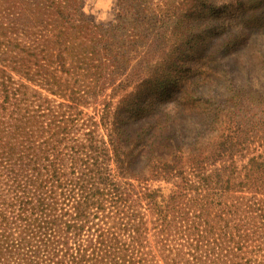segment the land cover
Returning a JSON list of instances; mask_svg holds the SVG:
<instances>
[{
  "label": "trees",
  "instance_id": "trees-1",
  "mask_svg": "<svg viewBox=\"0 0 264 264\" xmlns=\"http://www.w3.org/2000/svg\"><path fill=\"white\" fill-rule=\"evenodd\" d=\"M164 1L120 0L123 14L103 27L81 0H0V99L15 107L0 120V264H264V0H225L224 13L216 0ZM221 51L238 74L210 66ZM69 59L94 71L85 90L73 88ZM41 83L63 101L44 98L33 117ZM171 103L255 108L260 124L219 127L209 155L193 141L190 156L135 159L128 122ZM38 133L51 137L37 145ZM141 160L148 177L131 174Z\"/></svg>",
  "mask_w": 264,
  "mask_h": 264
},
{
  "label": "rangeland",
  "instance_id": "rangeland-1",
  "mask_svg": "<svg viewBox=\"0 0 264 264\" xmlns=\"http://www.w3.org/2000/svg\"><path fill=\"white\" fill-rule=\"evenodd\" d=\"M216 1L219 2L223 13L229 12V10H226L225 0ZM139 3H142L144 7H149L154 10H159V5L166 8L164 0H140L137 4L139 5ZM123 11L124 5L120 0H81L80 3V14L92 23L93 26L109 27L118 20L119 15L123 14ZM212 39H214V37L209 36L206 42ZM223 39L224 38H217L214 40L207 54H214L215 56L216 52L220 51ZM200 46H203L202 42L197 41L194 50L188 54V61L186 62L187 68L194 67L195 60L201 56V51H199ZM59 61L61 62L60 58ZM238 61V58L235 57L232 52L221 51L213 61H210V66L217 68L218 72H222L220 73L221 75L224 74V71L231 74L233 72L234 74H238L239 66H242L240 62L237 64ZM68 63L71 66L70 77L72 79L71 84L73 88H75V90H85L87 86H90L91 80H93L92 74L94 71H91V73L88 71L84 73L82 67L76 69L72 68V66L74 67L75 65L76 67L80 66L81 63L78 62V60L73 64L69 59ZM55 66H57V64ZM59 68L61 69L62 67L60 66ZM87 79H89L90 82L87 81ZM174 91L175 89H171L169 93L172 94ZM35 92L41 93L43 98H36ZM44 98L51 100L52 104H58L63 101L60 96L52 93L50 88L44 83L33 86V90L30 91L29 96L30 112L33 117H38V112L42 114L44 112L41 110L43 107L47 108L46 103L45 106L40 109V105L44 102ZM258 100H264V97L258 96ZM3 103L4 98H1L0 109L7 108V110L2 111L0 120L10 122L9 118L14 112L15 107L12 104ZM200 105L203 107L194 111L193 109L185 108L181 104L174 105L171 103L165 110L156 112V115L151 119L140 120V122L130 121L128 122L130 126L128 134L126 137H123V140L126 141L128 148L133 151L135 159H137V153H139L145 160H150L155 156H162L165 160H170L179 150H181V152L183 151L186 156L192 155L193 147L190 149L189 145L193 141L197 142L196 146L200 150V153L209 155L218 140L219 135L216 130L219 127L223 130L239 129L246 131L253 128L252 124H260L259 116L257 115L259 114V110L255 108L244 109L235 115H229L230 105L225 106L223 103L217 113L219 116L217 118V114H215L214 109H212L209 104L203 105L201 103ZM85 111L89 112L91 115L94 114V108H90L89 110L85 109ZM249 111H252V113L248 115L247 112ZM207 115L211 116V118H208V123H203V121H206V117L204 116ZM15 117H17V115H15ZM202 117H204L203 120ZM198 124L200 125L199 128L197 127ZM203 124H206V126L203 127ZM207 124L211 125L207 126ZM246 124H249V129L244 127ZM35 125L38 127L37 124ZM48 125L49 124H43V126H45L44 128H48ZM7 127L10 128L9 126ZM213 127L215 128L211 131L210 128ZM206 128L208 129L206 130ZM195 134H198V139L196 140L193 137ZM34 135L37 145L45 144V141L49 140L51 137L50 133H38ZM195 142L193 143L194 146ZM246 162L247 159H238L239 168L241 169ZM139 163L141 164L140 166L132 168V176L148 177L150 175L149 164L144 160H141V162L139 161Z\"/></svg>",
  "mask_w": 264,
  "mask_h": 264
}]
</instances>
